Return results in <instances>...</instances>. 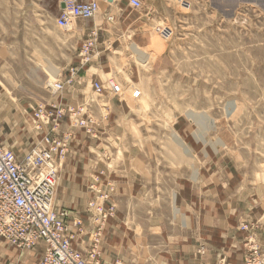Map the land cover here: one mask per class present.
Instances as JSON below:
<instances>
[{
	"label": "rangeland",
	"instance_id": "374dc122",
	"mask_svg": "<svg viewBox=\"0 0 264 264\" xmlns=\"http://www.w3.org/2000/svg\"><path fill=\"white\" fill-rule=\"evenodd\" d=\"M3 1L7 0H0V35H20V39L29 34L52 35L44 11L38 13L37 23L27 22L22 10L20 24L3 21ZM165 5L161 11L163 20L149 23L147 35H125L127 52L128 44L135 42L133 37L144 41V47L139 48L140 59L132 52L116 55L121 62L99 79L103 82L111 78L118 84L120 94L111 95L109 101L116 102L119 112L131 114L136 125L127 126L125 134L116 140L104 134L92 139L71 122L63 123L64 130L72 134V142L79 136L80 144L88 143L90 149L96 141L95 145L102 149L99 159L104 162L112 158L122 162L129 154V145L135 146L134 154L141 147L152 170L163 177L158 186L165 191L169 176L172 172L177 174L179 167L181 177L190 174L198 180L210 176L215 181L229 178L234 187L259 186L263 193L264 0H165ZM1 43L0 142L23 154L42 137L33 129L31 108L50 101L63 107H79L83 103L61 99L65 91L72 90L76 76L63 93L54 95L50 86L67 75L28 72L24 56L19 60L15 57L17 62L12 64L11 55L1 54ZM20 43L25 44V40ZM89 99L100 100L93 93ZM100 104L104 118L96 124L97 130L108 126L109 113ZM96 184L88 182L86 194ZM112 186L111 202L115 193V185ZM243 222L238 225L244 234L243 251L247 236L252 243L264 245L257 239V226L251 217ZM242 226L249 231H242ZM202 250L203 247L199 253Z\"/></svg>",
	"mask_w": 264,
	"mask_h": 264
},
{
	"label": "crops",
	"instance_id": "0c3cea01",
	"mask_svg": "<svg viewBox=\"0 0 264 264\" xmlns=\"http://www.w3.org/2000/svg\"><path fill=\"white\" fill-rule=\"evenodd\" d=\"M64 1H3V21L20 24L22 10L27 22L37 23L38 13L44 11L49 17L47 22L51 23L49 34L52 35L29 34L21 39L20 35H0L1 54L11 55L12 64L17 62L15 57L19 60L24 56L28 72L64 73L66 76L70 69H76L79 80L61 99L67 103L87 102L96 124L104 118L98 108V104L103 103L109 113L108 126L97 131L101 136L116 140L125 134L127 126L136 124L131 114L116 109V102L109 101L110 95L97 101L89 99L91 84L121 62L116 55L132 52L140 59L139 48L144 47V41L138 42L133 37L136 43H129L127 52L125 35H147L148 24L163 20L161 11L167 5L165 0H140L141 8L137 10L126 0H114L101 3L93 19L73 20L67 30H58L55 19ZM107 16L113 20L107 21ZM89 35H99L97 50L90 65L81 66L79 50ZM22 40L25 44L20 43ZM80 143L79 136L70 143L61 165L54 205L57 211L67 210L72 218L84 220L85 206L91 198L90 191L86 194V184L92 182L93 177H99L100 185L105 181L115 185L112 202L115 213L104 229L99 247L103 264H216L223 257L226 264H242L244 234L238 225L248 217L257 226V239L264 243V192H260L259 186L234 187L232 179L223 177L217 181L210 176L198 180L190 174L181 177L178 167L177 174L172 172L169 176L165 191L158 186L163 183V177L152 170L141 154V147L134 154L135 146L129 145V154L122 162L113 158L104 162L99 159L102 149L95 145L96 141L92 142L91 149L88 143ZM84 225L88 226L87 221ZM76 246L83 249V244ZM201 247L203 250L199 253ZM41 255L40 249L19 251L0 241V264H39Z\"/></svg>",
	"mask_w": 264,
	"mask_h": 264
},
{
	"label": "built area",
	"instance_id": "2783aa9c",
	"mask_svg": "<svg viewBox=\"0 0 264 264\" xmlns=\"http://www.w3.org/2000/svg\"><path fill=\"white\" fill-rule=\"evenodd\" d=\"M110 1L114 0H66L55 25L67 30L73 20L93 19L99 5ZM126 1L134 9L141 8L140 0ZM107 20L113 19L107 16ZM97 36L89 35L83 43L79 52L81 66L93 59ZM78 73L70 69L66 78L50 86L52 94L62 93L75 76L78 81ZM91 88L96 99L117 96L121 92L111 78L93 82ZM82 103L79 107H63L50 101L31 108L33 129L42 137L23 154L15 153L0 142V240L19 251L40 249L39 264H101L99 247L103 230L114 213L110 200L114 192L112 182L105 181L104 186L99 187V177L92 179V184H97L95 188L89 187L91 198L85 206V220L72 218L67 210L57 211L54 205L61 165L72 139L70 132L63 131V123H73L92 139L101 136L87 102ZM241 230L249 231L247 226H242ZM77 244H83V249ZM244 248L247 252L244 264H264V245L252 243V238L247 236ZM218 264L226 263L219 259Z\"/></svg>",
	"mask_w": 264,
	"mask_h": 264
},
{
	"label": "bare ground",
	"instance_id": "6f19581e",
	"mask_svg": "<svg viewBox=\"0 0 264 264\" xmlns=\"http://www.w3.org/2000/svg\"><path fill=\"white\" fill-rule=\"evenodd\" d=\"M95 16H96V15H95ZM95 16H94V17H95ZM94 17H93V18H94ZM107 21H108V20H107ZM109 22H111V21H109ZM54 83H55V82H54ZM39 105H40V104H39ZM70 126H71V125H70ZM70 128H71V127H70ZM73 128H74V127H73ZM200 139H202V138L200 137ZM251 235L253 236V234H251ZM246 255H247V252L245 251L244 260H245V258H246ZM244 260H243V263H242V264H244ZM218 263H219V261H218ZM218 263H217V264H218ZM225 263H226V262H225Z\"/></svg>",
	"mask_w": 264,
	"mask_h": 264
}]
</instances>
